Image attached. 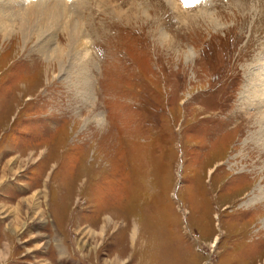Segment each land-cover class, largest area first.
<instances>
[{"label":"rangeland","instance_id":"1","mask_svg":"<svg viewBox=\"0 0 264 264\" xmlns=\"http://www.w3.org/2000/svg\"><path fill=\"white\" fill-rule=\"evenodd\" d=\"M19 1L0 29V264H264L246 95L264 0ZM55 2L69 16L20 31Z\"/></svg>","mask_w":264,"mask_h":264},{"label":"bare ground","instance_id":"2","mask_svg":"<svg viewBox=\"0 0 264 264\" xmlns=\"http://www.w3.org/2000/svg\"><path fill=\"white\" fill-rule=\"evenodd\" d=\"M7 4H2L0 3V29H4L5 27H9L7 26L8 24L5 23L4 21L7 20L8 22L9 21H12L13 22V18L14 16L11 14V10L12 9H15L16 7H20L18 4L19 2H22V1H19V0H6ZM59 3H61L60 1H57ZM12 3H18L17 5H12ZM48 2H45L44 4H47ZM65 3V2H64ZM63 3V4H64ZM55 5H52V7H49V6H43L41 9L37 7H32L31 9H28L25 11L24 14H21L19 15L17 18L20 20V31L22 30V32H27V33H30V31H39L40 30V27L43 26L45 27V23L44 21L41 22L39 19H42L41 18V15L44 17V19H46L47 17L51 16V15H55V11H56V15H61L62 17L66 18L67 16H69L68 14L70 13V11H72L73 7L74 6H66V8L68 9H65L63 8V10L61 9V5L59 6V4H57L56 2L54 3ZM87 4V0H77V4H76V7H74L76 10L77 9H83ZM49 5V3L47 4ZM51 6V5H50ZM64 6V5H63ZM132 9L130 10V12L128 13V18H138V14L136 12H142L145 14H147V12L145 11H140L139 9H141L140 7V4L137 5V3H133L132 5ZM59 7V9L57 8ZM71 7V8H70ZM107 7V6H105ZM8 13V14H7ZM115 13H118L119 14H122L121 13V10L119 9L118 12H115ZM3 14V15H2ZM151 15V14H150ZM203 16H208L209 14L207 12H204L202 13ZM74 16V18H73ZM73 16H72V20H75L78 24H79V20H78V13H75L73 12ZM210 16V15H209ZM5 19V20H4ZM17 20V19H16ZM14 20V22L16 21ZM10 22V23H12ZM7 24V25H6ZM10 25V24H9ZM210 26H216L215 25V22H210L209 24ZM78 28V25L76 26V29ZM8 29V28H7ZM11 29V28H10ZM42 30V28H41ZM40 30V31H41ZM7 33V32H6ZM33 33V32H32ZM37 35V34H36ZM38 37V36H37ZM259 75V74H258ZM259 76H262L259 75ZM259 78V77H258ZM262 79V77L260 78ZM259 79V80H260ZM255 80V79H254ZM256 82V81H255ZM260 82V81H259ZM258 82V83H259ZM264 82L260 83V84H263ZM252 84V83H251ZM257 86V85H256ZM263 86V85H261ZM251 91L250 93H247L246 95H248V97L251 98V101L252 102H255V101H258V104L259 105H262L261 108H264V87L262 90H260L258 87H255V85H252L251 86ZM262 121H264V116H262L259 120V122L257 124H260ZM253 136H255L253 138V141L255 142L256 139H257V136L254 134ZM252 138V137H251Z\"/></svg>","mask_w":264,"mask_h":264}]
</instances>
